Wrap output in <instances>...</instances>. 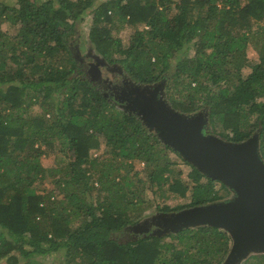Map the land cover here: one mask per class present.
Wrapping results in <instances>:
<instances>
[{
	"label": "trees",
	"instance_id": "trees-1",
	"mask_svg": "<svg viewBox=\"0 0 264 264\" xmlns=\"http://www.w3.org/2000/svg\"><path fill=\"white\" fill-rule=\"evenodd\" d=\"M90 10L89 43L122 75L165 80L173 107L207 110L208 131L213 125L227 140L258 133L264 159V0H0V264H45L60 249V264H222L232 242L223 228L139 230L147 188L154 202L188 199L156 204L173 212L220 200L228 186L118 107L77 55ZM126 26L125 47L114 31ZM50 151L61 157L56 168L42 164ZM138 163L145 178L133 172ZM48 176L61 196L33 184ZM244 264H264V253Z\"/></svg>",
	"mask_w": 264,
	"mask_h": 264
},
{
	"label": "water",
	"instance_id": "water-1",
	"mask_svg": "<svg viewBox=\"0 0 264 264\" xmlns=\"http://www.w3.org/2000/svg\"><path fill=\"white\" fill-rule=\"evenodd\" d=\"M130 82L136 96L126 109L136 112L206 176L222 181L236 193L225 201L160 211L154 222L169 232L198 225L227 230L233 245L223 264H237L251 251L264 253V159L259 151V134L243 142L214 135L207 132V110L181 112L164 97L165 85Z\"/></svg>",
	"mask_w": 264,
	"mask_h": 264
},
{
	"label": "rangeland",
	"instance_id": "rangeland-1",
	"mask_svg": "<svg viewBox=\"0 0 264 264\" xmlns=\"http://www.w3.org/2000/svg\"><path fill=\"white\" fill-rule=\"evenodd\" d=\"M91 20H92V12L90 10L87 13V17L85 18V20L81 24V27L79 29V33H78L77 37L74 39L75 51H76L78 56L84 58L87 61L89 60V61L93 62V64L98 67V68L92 67V74L95 75L98 80L103 79V80H112L113 82H119L121 75L117 72L118 71L117 69H119L120 73H121L122 72L121 65L119 63L110 64V62H108L106 59H104L99 53L94 51V49H92V47L89 43L88 33H89L90 26H91ZM2 26L4 29L9 30L12 33H15V31H16L15 27L7 20H5L2 23ZM114 32L117 36H120L122 38L123 45L125 47L129 46V44L131 42V39H130L131 32H132L131 27L126 26L123 29H121L119 32H117V31H114ZM188 52L193 53L194 48L190 46L188 49ZM249 53L252 57L257 56V51L253 48V46H251L249 48ZM108 65H110L111 67H108ZM122 74H124V73L122 72ZM125 79H128V75H123V80H125ZM129 84H130L129 89H128L129 96L127 97V99L123 98V96H122L123 94L121 95V93H120V95H119V93L116 94V96L113 98L116 101L118 107L126 109L127 106L130 104L131 99L136 96V94L133 92L131 82ZM156 84L165 85V81H160ZM164 89H165V93L164 92H162V93H163L164 97L167 98L166 85L164 86ZM124 94H126V92H124ZM34 110L35 111L41 110V108L38 105H36ZM210 131L213 132L214 135H217L220 137L224 136V131L216 129L215 126H213V125H211L209 127V132ZM207 132H208V129H207ZM104 147H105V144H103V146L101 148L95 150V154L96 155L101 154L104 150ZM58 153L59 152H57V151L56 152L50 151V152H46L45 154H43L41 156L42 164L46 167H52V168H56L57 166H59L60 165L59 162L61 161V157L58 155ZM170 155H172V158H174V159L177 157L175 152H170ZM179 167L184 171V176H186L190 170V166L180 160ZM136 170L139 171V177H138L139 179L145 178V171L143 170V164L142 163H138L133 172H135ZM131 174H133V173H131ZM33 184H36L38 186L39 190H41V189L42 190H51V189L55 188V193H57L58 195L61 194L59 192V189L57 188V182H54V180L51 176L46 177L43 181H40V182L35 181ZM228 190H230V192H228ZM145 191H146V193H144V192L142 193V196H144L143 206H145V209L143 211V218L139 224H141V225L144 224L143 227H144L146 232H149V231L151 233H165V232H167V231H165L164 225H162V224L158 225L156 222H154L153 218L156 215H158V213H159V211H157L156 204H163L164 202H169L170 204L175 205V204H178L179 202H186V201H188V199L187 198L175 199V198L170 197L167 199L159 198L158 200H155V202H154L153 201V199H154L153 191H151L149 188H147ZM96 192H97V190L95 189L94 193H96ZM219 192H220V194L223 195V197L220 199V201H225L227 199H231L232 197H234L236 195L235 191L230 189L229 187L228 188L220 187ZM157 201H158V203H156ZM149 202H153V205L152 206L149 205ZM151 223L155 224L154 226L152 225V229L150 227ZM147 227H148V229H147ZM138 228H141V226ZM160 229L162 231H160ZM164 238H165V240L169 239L168 236L164 237ZM232 245H233V239H232L231 246H230L228 253L231 252ZM25 252H28V250L26 249ZM228 253H227V255H228ZM256 253H260V252L251 251L246 258L242 259L237 264H244L246 262V259L249 256H251L252 254H256ZM63 254H64L63 249L54 250V251H52V253H49L48 255H46L43 258V261L45 264H60L64 261ZM227 255H226V257H227ZM1 264H6V262L3 261Z\"/></svg>",
	"mask_w": 264,
	"mask_h": 264
},
{
	"label": "flooded vegetation",
	"instance_id": "flooded-vegetation-1",
	"mask_svg": "<svg viewBox=\"0 0 264 264\" xmlns=\"http://www.w3.org/2000/svg\"><path fill=\"white\" fill-rule=\"evenodd\" d=\"M81 59L83 60V61H87V60H85L84 58H82L81 57ZM89 64H90V66H91V68L92 67H94V68H98L97 66H95L94 64H93V62H91V61H87ZM110 64H114V63H110ZM108 67H111L110 65H108ZM118 71V73L121 75V78H120V80H119V82H113L112 80H103V79H100L104 84H105V86H106V88H107V93L108 94H110L111 95V97H115L116 96V94H118L119 93V95H120V93H121V95L123 96V98H125V99H127V97L129 96V91H128V89H129V86H130V80L129 79H125V80H123V75H122V72L120 73V70L119 69H117ZM162 81H165V80H162ZM112 90V91H111ZM124 92H126V94H124ZM160 212V211H159ZM144 225V224H143ZM143 225H141L140 224V226H141V228H139V230H141V231H143V232H146L145 231V229H144V227H143ZM151 226V229H152V225L154 226L155 224H153V223H151L150 224ZM147 229H148V227H147ZM160 231H162L161 229H160Z\"/></svg>",
	"mask_w": 264,
	"mask_h": 264
},
{
	"label": "clouds",
	"instance_id": "clouds-1",
	"mask_svg": "<svg viewBox=\"0 0 264 264\" xmlns=\"http://www.w3.org/2000/svg\"><path fill=\"white\" fill-rule=\"evenodd\" d=\"M167 232H169V231H167ZM166 233V232H165ZM158 234H162V233H158Z\"/></svg>",
	"mask_w": 264,
	"mask_h": 264
}]
</instances>
